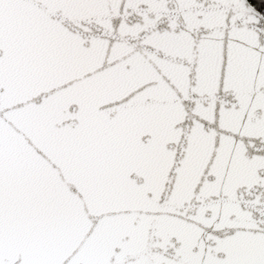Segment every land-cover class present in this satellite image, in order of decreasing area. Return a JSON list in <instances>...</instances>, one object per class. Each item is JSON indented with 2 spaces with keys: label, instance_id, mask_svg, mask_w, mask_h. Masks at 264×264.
<instances>
[{
  "label": "snow or ice",
  "instance_id": "1",
  "mask_svg": "<svg viewBox=\"0 0 264 264\" xmlns=\"http://www.w3.org/2000/svg\"><path fill=\"white\" fill-rule=\"evenodd\" d=\"M0 264H264V12L0 0Z\"/></svg>",
  "mask_w": 264,
  "mask_h": 264
},
{
  "label": "trees",
  "instance_id": "2",
  "mask_svg": "<svg viewBox=\"0 0 264 264\" xmlns=\"http://www.w3.org/2000/svg\"><path fill=\"white\" fill-rule=\"evenodd\" d=\"M251 4L255 5L258 10L264 12V3L261 0H249Z\"/></svg>",
  "mask_w": 264,
  "mask_h": 264
},
{
  "label": "water",
  "instance_id": "3",
  "mask_svg": "<svg viewBox=\"0 0 264 264\" xmlns=\"http://www.w3.org/2000/svg\"><path fill=\"white\" fill-rule=\"evenodd\" d=\"M249 3H250V1H249Z\"/></svg>",
  "mask_w": 264,
  "mask_h": 264
}]
</instances>
